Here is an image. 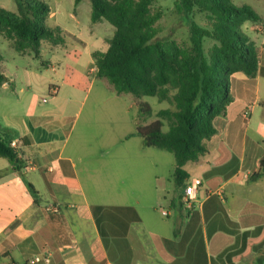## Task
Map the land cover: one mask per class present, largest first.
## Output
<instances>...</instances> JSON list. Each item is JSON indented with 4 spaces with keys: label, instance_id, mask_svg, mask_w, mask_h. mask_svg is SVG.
I'll return each instance as SVG.
<instances>
[{
    "label": "crops",
    "instance_id": "1",
    "mask_svg": "<svg viewBox=\"0 0 264 264\" xmlns=\"http://www.w3.org/2000/svg\"><path fill=\"white\" fill-rule=\"evenodd\" d=\"M73 7L70 17L76 32L64 30L76 39L77 48L69 50L67 42L57 46L65 47L73 57L70 76L66 79L63 70L59 79L49 80L45 86L48 97H41L40 102H35L33 97L24 100V116L15 122L16 133L11 139L17 141L15 148L21 171L29 174L27 182L34 192L30 198L22 193L23 198H18L19 207L0 226V264H245L244 259L255 255L257 241L264 235V183H260L264 171L255 180L247 178L264 154L251 152L246 159L248 139L245 134L250 118L247 115L254 109L249 105L255 102V97L251 99L256 90L254 81L263 66L259 62L254 78L239 71L231 75L232 101L223 116L213 118L215 133L203 143L206 148L203 154L210 153L209 142L213 139L218 155L209 159L201 154L192 161L205 164L200 176L187 173L184 183L176 185L172 175L170 179L162 178L155 152L148 150L151 147L144 146L141 138L140 146L133 148L119 147L114 140L106 144L96 140V156L86 146L85 129L94 122L97 106L119 99L99 97L100 90L91 96L92 89L98 88L97 79L106 80L96 76L92 52H103L107 48L111 36L106 31L110 27L103 19L91 21L90 1L74 2ZM80 11L89 14L85 22L78 21ZM263 40L264 35L261 42ZM261 52L260 48L259 55ZM81 55H84L83 60L76 67ZM43 64L55 69L50 61ZM25 74L27 85L37 76L32 70H26ZM10 84L11 81L3 82L0 87ZM51 84L57 86L54 94L48 92ZM15 99L21 100L22 96L16 95ZM248 105L250 109L244 117L242 113ZM83 111L84 127L78 129L77 140L68 147L67 142ZM122 154H127L128 162H121ZM137 154L142 164L137 163ZM26 160L34 164L32 169L22 168ZM237 161L241 166L245 162L249 165L242 177L251 185L249 192L258 190L261 203L253 202L238 191V180H233L235 173L224 177L223 170ZM12 173L18 172L10 165L0 173V205L9 199L3 189L7 187L6 178ZM129 174L137 178L130 179ZM193 178L199 179L200 184L189 208L184 205L183 187ZM221 189L228 192L219 193ZM146 194L152 201L141 204L147 199ZM159 198L168 204V209H161L167 213L164 216L172 213L171 219L167 218L168 223H164L163 233L154 231V222L144 224L140 211L149 210L152 202ZM48 203L60 206V212L44 213L43 206ZM115 206L133 207L139 219H131V210L120 214ZM43 251L48 252L49 262L29 263L31 256ZM259 258L255 257V264Z\"/></svg>",
    "mask_w": 264,
    "mask_h": 264
},
{
    "label": "trees",
    "instance_id": "2",
    "mask_svg": "<svg viewBox=\"0 0 264 264\" xmlns=\"http://www.w3.org/2000/svg\"><path fill=\"white\" fill-rule=\"evenodd\" d=\"M80 0H74L78 2ZM90 19L106 20L114 27L103 51H94L96 76L105 78L117 92L135 97L156 96L167 100L173 108L160 109L148 123L134 120V133L147 147H156L174 156L173 181L181 185L188 174L187 161H195L206 151L202 139L215 133L213 118L223 116L232 101L230 77L242 72L254 78L259 69V53L243 32L244 22H258L257 12L247 5L235 6L229 0H175V9L188 19V42L179 45L173 39L157 36L158 14L150 11L153 0H89ZM210 15L209 25H200L190 18L193 11ZM48 6L39 0H23L17 12L0 7V33L13 38L17 51L29 48L39 55L40 44L48 40L64 44L63 31L43 24ZM213 45L206 50V40ZM1 61V56H0ZM7 78L0 68V84ZM151 112L146 103L137 107L136 118ZM168 125L162 130L163 122ZM0 133V157L11 169L23 174L16 148ZM264 171V158L256 161L249 180ZM33 193L32 185L26 181ZM120 214L131 210V219L139 217L131 206H115ZM259 258L258 264H263Z\"/></svg>",
    "mask_w": 264,
    "mask_h": 264
},
{
    "label": "rangeland",
    "instance_id": "3",
    "mask_svg": "<svg viewBox=\"0 0 264 264\" xmlns=\"http://www.w3.org/2000/svg\"><path fill=\"white\" fill-rule=\"evenodd\" d=\"M23 0H0V7L17 12L21 7ZM44 2L48 8L49 12L46 15L43 24L48 27H59L63 32L64 29H67L70 32H76V26L71 19L70 15L73 11L74 0H39ZM89 2V0H86ZM235 6L247 5L253 8L260 19L258 22H244L241 26V29L246 33L250 41L257 48L258 53L260 48L262 50L261 55H259V62L263 66L262 73L254 81L255 91L251 94V99L255 97V102L249 105L254 106V109L250 112V115H247L249 121L247 122L246 129V138L247 141V156L254 152L264 154V40L261 42V36L264 35V0H229ZM175 0H153L150 5V11L157 13L158 19L155 21V26L158 28L157 36L162 39H173L179 45H186L188 42V28L187 22L188 19L182 16L174 6ZM190 18L196 21L200 25H209L211 23V17L209 14L204 12L193 11L190 15ZM78 21L85 22V19H89V14H84L79 12ZM263 19V20H262ZM105 24L110 27V30L106 33L112 36L114 27L105 21ZM65 42H67V48L69 50L76 49L74 44L75 38L64 33ZM60 44H53L48 40H44L40 44L38 56H34V53L27 48L23 51H17L14 47L13 38L0 33V56L2 57L1 68L3 74L6 76L7 80L3 82L11 81L12 84L7 85L3 88L0 87V133L7 139H11L15 136L16 126L15 122L18 117H23V101L28 98L33 97L35 102L39 101L41 97L46 96V83L50 81L57 80L61 77L64 70V76L68 79L70 68L73 64V57L68 54V50H65V47H57ZM63 45V44H62ZM213 45V40L208 39L205 42V49L208 50ZM56 48V49H54ZM66 48V49H67ZM84 55L79 57V63L75 65L78 67L82 62ZM46 61H50L54 65L55 69H51L50 66H45L43 64ZM74 65V64H73ZM32 70L37 76L31 84L27 85L25 83V71ZM56 71V72H55ZM13 79V80H11ZM2 82V83H3ZM97 87L92 89L91 96L97 92L99 97H111L118 98L117 102L114 101H104L98 105V109L94 113V122L91 126L87 127L86 130V146L90 147L93 150L94 155L96 156V149L94 141L100 140L102 144H106L109 140H114L115 143H118L119 147L129 146L133 148L135 146H140L141 139L134 133V120H138L140 123L143 120L152 121L156 118V113L160 109L164 108H173V105L167 100H160L156 96L143 95L140 97H135L131 93L127 92H117L114 87L104 79H97ZM106 82V83H104ZM1 83V84H2ZM22 88V89H21ZM64 88V87H62ZM21 95V100H16L15 96ZM48 97V96H46ZM146 103L151 112L146 115L144 118H136L137 107L139 104ZM249 105L247 106L249 109ZM88 107V106H87ZM86 108V107H85ZM126 108V112L124 109ZM249 111V110H247ZM25 118V117H24ZM84 118V111L80 115L77 126L75 125V130L71 133V136L67 142V146L74 145L77 140V135L79 128L84 127L82 125ZM246 120L244 119V123ZM168 125L164 121L162 125V130H167ZM242 129L244 130L243 126ZM83 132L82 130H80ZM205 138L202 139L204 143ZM209 142V151L210 153L203 154L206 158L213 159L218 155V151L213 147L215 143ZM155 152V160L158 163L160 168V174L162 178L170 179L174 170L175 161L174 156L171 152L160 148H149ZM92 152L89 153V158H91ZM121 162H128L129 158L127 154H122ZM88 158V159H89ZM96 159V157H95ZM104 159V158H103ZM136 159V156H135ZM131 160L132 157H131ZM77 161V160H76ZM84 162V159L82 160ZM92 163L96 165V160L92 158ZM137 163L142 164L141 158L137 154ZM9 164L7 160L3 157H0V173L5 171V167H8ZM81 166V163L79 164ZM249 165L245 164L241 166L238 161L234 164L223 170L224 177H228L235 173L233 180H238L239 192L244 195L249 196L248 199H251L255 203H261V195L258 190H251L249 192L250 184H247L245 179H243V174L248 169ZM205 164L198 162L187 161L183 165V169L187 171L189 175H199L205 169ZM28 173H12L6 178V189H3L4 192L9 196V199L1 202V211H0V226L3 224L7 217L12 215L18 206V198L22 197L25 193L27 198L32 196V192L29 190L26 181L28 178ZM130 179L137 178V175L129 174ZM249 178V174L247 175ZM260 183H264V177L261 179ZM219 193H227V190H218ZM198 197L201 200L203 194L198 193ZM146 198L141 201V204L152 201L149 199V195L146 194ZM185 205V203H184ZM161 209H168V204L163 199L159 198L152 202V207L149 210L142 208L141 215L143 218L144 224L153 225L154 231L163 233L165 231L164 223H168L167 218L172 217V213L166 217L160 214ZM257 247L254 249L255 255L246 257L244 259L245 264H255V257L263 258L262 262L264 264V235L263 239L257 241ZM261 264V263H260Z\"/></svg>",
    "mask_w": 264,
    "mask_h": 264
},
{
    "label": "built area",
    "instance_id": "4",
    "mask_svg": "<svg viewBox=\"0 0 264 264\" xmlns=\"http://www.w3.org/2000/svg\"><path fill=\"white\" fill-rule=\"evenodd\" d=\"M56 91H57V86L55 84H51L48 88L49 94H54ZM249 109L246 108L245 110H243L242 115L244 117H246L247 110ZM10 146L15 148L17 146V141L11 139ZM33 167H34V164L30 160H26L22 168L32 169ZM199 184H200V180L197 178H193L189 182H187L183 187L184 201H185L186 206L189 208L192 206L193 201L196 197V191H197V187ZM60 210H61L60 206L55 205L53 203H48L43 206V212L46 213L47 215H56L60 212ZM161 213L163 215L167 214L166 211L164 210H161ZM70 247L72 248L73 245H70ZM34 262H49L48 252L43 251L41 253H36L33 256H31V258L29 259V263H34Z\"/></svg>",
    "mask_w": 264,
    "mask_h": 264
}]
</instances>
